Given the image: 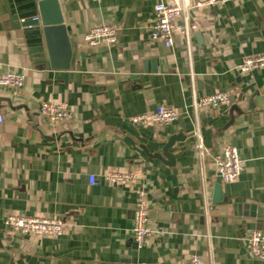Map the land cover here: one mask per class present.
<instances>
[{
	"label": "crops",
	"instance_id": "obj_1",
	"mask_svg": "<svg viewBox=\"0 0 264 264\" xmlns=\"http://www.w3.org/2000/svg\"><path fill=\"white\" fill-rule=\"evenodd\" d=\"M59 1L74 46L68 69L38 60L0 0V74L25 75L20 90L0 87V264H190L194 254L204 264H264L246 244L251 229L264 228V67L239 69L264 53V0H185L187 15L175 22L196 27L189 38L177 30L170 47L150 26L155 5L174 0ZM100 24L117 28L115 44L87 43ZM221 90L231 103L198 113L209 149L201 164L191 104ZM43 101L66 103L70 115L51 123ZM159 105L176 110L177 120L133 123ZM228 145L245 163L225 183L213 156ZM110 171H134L137 181L111 183ZM140 188L154 231L142 247L133 237ZM9 213L60 218L63 234L14 232Z\"/></svg>",
	"mask_w": 264,
	"mask_h": 264
},
{
	"label": "built area",
	"instance_id": "obj_2",
	"mask_svg": "<svg viewBox=\"0 0 264 264\" xmlns=\"http://www.w3.org/2000/svg\"><path fill=\"white\" fill-rule=\"evenodd\" d=\"M233 0H202L194 6L214 5L220 2ZM189 3L185 0H174L172 4L160 2L154 7V21L150 26V36L155 40H162L167 47L173 45V36L177 30H181L188 38L191 31L195 29V24L188 21L184 25L176 24L175 20L181 14L187 15ZM186 12V13H185ZM187 19V18H186ZM91 46L112 45L117 42V28L111 24L95 25L89 29L84 36ZM264 67V53L247 57L240 65L239 69L247 72ZM25 83L23 73L0 74V87L10 90H20ZM231 93L227 90L217 91L210 95H203L195 98L191 107L195 113L196 137L195 151L201 164L209 153L203 141L198 120L199 111L207 108H218L231 103ZM41 115L51 123L62 122L70 115L69 106L64 102L43 101L41 104ZM179 113L165 105H159L154 111L141 113L132 117L135 124L161 123L171 124L177 120ZM4 121L3 112L0 109V124ZM218 177L222 182H234L241 175L244 169V160L240 156L239 149L235 145L226 146L220 153L213 156ZM104 179L111 183L127 184L137 181L134 171L120 172L110 171L104 175ZM89 181L96 185L98 179L95 175H90ZM208 207V206H207ZM209 208H206V215L210 217ZM149 195L145 188H140L138 192V206L135 210L133 237L138 247H142L153 234L149 217ZM5 225L14 232L21 234L59 236L64 231V221L60 218L32 216L26 213H9L5 217ZM247 248L255 256L264 259V228H253L247 235ZM190 264H204L202 257L194 254Z\"/></svg>",
	"mask_w": 264,
	"mask_h": 264
},
{
	"label": "water",
	"instance_id": "obj_3",
	"mask_svg": "<svg viewBox=\"0 0 264 264\" xmlns=\"http://www.w3.org/2000/svg\"><path fill=\"white\" fill-rule=\"evenodd\" d=\"M9 14L14 25L24 29L32 52L40 61L48 60L50 67L68 69L71 66L74 46L69 38L59 0H8ZM178 137H173L164 148L170 157L169 147ZM161 157V155H157ZM215 202L221 201V184L215 187Z\"/></svg>",
	"mask_w": 264,
	"mask_h": 264
}]
</instances>
